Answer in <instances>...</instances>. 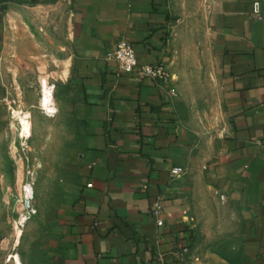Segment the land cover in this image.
I'll use <instances>...</instances> for the list:
<instances>
[{
	"label": "crops",
	"instance_id": "0c3cea01",
	"mask_svg": "<svg viewBox=\"0 0 264 264\" xmlns=\"http://www.w3.org/2000/svg\"><path fill=\"white\" fill-rule=\"evenodd\" d=\"M66 2L65 85L83 141L44 227L43 264H191L199 183L248 218L246 250L264 264V0H0V55L21 18L44 32ZM123 39L141 65L166 67L177 96L107 59ZM4 77L0 61V136Z\"/></svg>",
	"mask_w": 264,
	"mask_h": 264
},
{
	"label": "rangeland",
	"instance_id": "374dc122",
	"mask_svg": "<svg viewBox=\"0 0 264 264\" xmlns=\"http://www.w3.org/2000/svg\"><path fill=\"white\" fill-rule=\"evenodd\" d=\"M54 10L52 21L40 23L44 32L21 18L13 29L17 37H8L0 55L11 118L0 136V264H16L17 257L22 264H43L44 227L83 141L64 76L71 47L70 4ZM43 77L49 84L42 104L52 116L41 107ZM15 111L30 117L32 131L26 140ZM27 186L31 198H26ZM23 215L28 216L26 223H21ZM193 226L191 264H262L246 250L248 218L202 183L193 200Z\"/></svg>",
	"mask_w": 264,
	"mask_h": 264
},
{
	"label": "built area",
	"instance_id": "2783aa9c",
	"mask_svg": "<svg viewBox=\"0 0 264 264\" xmlns=\"http://www.w3.org/2000/svg\"><path fill=\"white\" fill-rule=\"evenodd\" d=\"M258 6V4H257ZM258 13V8L256 9ZM259 18H261L259 16ZM107 59L114 61L118 64L121 70L131 72L137 70L141 78H151L163 83L169 88L171 96H177V90L172 86L173 77L170 75L168 70L163 64H144L141 65L137 58L136 48L133 42L126 39L121 40L117 47L112 51L108 52ZM175 174L185 173V169L182 167L175 168L173 171ZM92 186V184H89ZM224 198V196H222ZM162 209L160 206V197L155 203L154 215L157 218L158 225H163V219L161 218Z\"/></svg>",
	"mask_w": 264,
	"mask_h": 264
},
{
	"label": "bare ground",
	"instance_id": "6f19581e",
	"mask_svg": "<svg viewBox=\"0 0 264 264\" xmlns=\"http://www.w3.org/2000/svg\"><path fill=\"white\" fill-rule=\"evenodd\" d=\"M14 118L18 119L19 121L21 136L25 140L28 139L32 131V123L29 119L30 118L29 115L25 113H21L20 111H15ZM25 192H26V198H31L32 189L29 186L25 188ZM27 219L28 216L23 215L21 218V223H26ZM16 264H22L20 257L16 258Z\"/></svg>",
	"mask_w": 264,
	"mask_h": 264
},
{
	"label": "trees",
	"instance_id": "16d2710c",
	"mask_svg": "<svg viewBox=\"0 0 264 264\" xmlns=\"http://www.w3.org/2000/svg\"><path fill=\"white\" fill-rule=\"evenodd\" d=\"M2 10H0L1 12L3 11V8H1ZM0 17H1V14H0Z\"/></svg>",
	"mask_w": 264,
	"mask_h": 264
}]
</instances>
